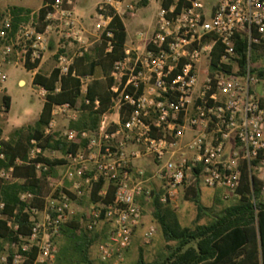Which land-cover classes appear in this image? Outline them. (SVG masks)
Wrapping results in <instances>:
<instances>
[{
    "label": "built area",
    "instance_id": "obj_1",
    "mask_svg": "<svg viewBox=\"0 0 264 264\" xmlns=\"http://www.w3.org/2000/svg\"><path fill=\"white\" fill-rule=\"evenodd\" d=\"M143 1L157 4L155 21L149 32L136 33L144 42L142 49L132 42L125 44L122 57L113 62L110 105L99 115L96 126L65 128L59 133V120H75L80 107L69 103L51 107L43 136L63 137L68 143L79 140L77 149L61 154L63 163L53 167L59 169L57 175L43 160L46 150L30 140L27 161H34L37 176L44 175L49 193L42 208L29 204L31 193L20 194V201L26 203L23 211L28 215L29 234L17 235L18 241L3 245L0 264H22L32 248L36 251L33 264L53 263L57 252L54 238L71 219L73 203L85 196L89 198L87 229L101 222L107 226L97 244L98 259L118 264L154 196L176 208L182 189L193 181L207 188H224L225 199L236 197L244 161L251 172L262 174L264 190V107L256 90L261 80L250 74L249 63L242 76L210 71L211 51L217 42L221 47L219 62L225 64L235 57L239 32L247 41L248 55L251 45L264 46V0H168L167 8L165 0H103L95 7L97 36L106 29L111 13L123 19ZM71 5V0H53L45 17L49 24L42 33L36 32L34 13L15 31L11 15L5 13L0 22V90L7 79L5 65L11 63L10 57L16 56L14 64H24L29 52L31 62L40 59L44 35L50 28H66L65 38L80 41ZM71 62V57L58 56L59 76L67 74ZM235 66L233 70H237ZM72 76L84 97L92 76L75 72ZM38 91L44 101L46 90L38 87ZM84 104L90 102L84 99ZM98 107L95 99L92 109ZM3 113L2 105L0 118ZM7 138L0 127V160H5L2 141ZM19 162L16 159L15 163ZM0 179L15 181L13 166L1 168ZM99 181L103 185L91 200L93 186ZM109 185L113 198L104 202ZM0 219L17 230L14 219L2 214ZM156 231L155 224H148L141 241L149 243Z\"/></svg>",
    "mask_w": 264,
    "mask_h": 264
},
{
    "label": "trees",
    "instance_id": "obj_2",
    "mask_svg": "<svg viewBox=\"0 0 264 264\" xmlns=\"http://www.w3.org/2000/svg\"><path fill=\"white\" fill-rule=\"evenodd\" d=\"M53 0H42V6L34 14L36 32L42 33L49 21L45 20L46 14L50 11L49 5ZM143 4V2L139 3ZM169 5L168 0L163 2L164 8ZM11 15V29L15 31L21 23L30 20L31 9L12 5L7 11ZM111 19L106 29L91 48L83 51L81 55L74 57L69 65L66 75L59 76L57 68H53L49 74L36 72L32 78V84L46 90L45 98L40 113L33 124L23 125L13 129L6 140L2 141L5 160H0V169L13 166L12 182L0 179V203L2 208L0 214L7 219H14L18 224L16 231L6 225L5 219H0V253L4 250L3 245L7 242L18 241L17 235L27 237L29 234L28 215L23 211L26 203L21 202L19 196L23 192H29L33 198L29 204L38 208L43 206V198L49 193L44 175L37 176L35 173L34 161H27V153L30 148V140L39 142L43 150H58L62 154L75 150L79 146V140L68 143L63 137L43 136V128L50 119V111L53 104L69 103L72 106L80 100V113L76 120L69 122L72 129H93L99 119V115L110 105V72L112 64L123 55V48L126 40V31L122 19L111 13ZM129 14L125 15L128 18ZM1 17V16H0ZM110 32L111 36H107ZM108 43L111 48L107 50ZM259 45H251L248 55V44L242 33L235 36L234 51L232 59L237 65L233 70L232 60L230 63H220L221 47L217 42L211 51L210 71H222L228 75L242 76L245 74L247 64L258 58L256 51ZM30 54V52H29ZM27 60L23 66L26 70L37 68L39 59L33 62ZM249 61V62H248ZM101 71L96 76V68ZM75 72L78 75H91L92 79L87 84L84 97L79 92V82L72 76ZM251 75L261 80L264 84V67H252L249 69ZM58 85V90L57 89ZM90 104L85 105L84 99ZM99 101V107L92 109L93 101ZM1 102L4 112L10 108V96L3 95ZM260 105L264 107V98H260ZM16 159L21 162L15 163ZM51 167L50 172L54 173L53 167L61 165L62 159L43 158ZM241 176L236 197L233 202L217 212L207 209L200 202V190L198 186H190L185 189L184 197L194 203L197 209L195 225L191 227L182 226L179 222L176 211L168 204L159 202L157 196L151 201L152 217L156 227L159 229L166 245L168 253L153 261H146L140 250L135 264H264V190L262 189V174L250 171L247 162H241ZM103 185L102 181L95 183L90 196L91 200L96 199L97 190ZM83 198H87L86 196ZM82 198V199H83ZM113 198V187L108 186L107 196L104 202ZM89 200V198H87ZM209 218L204 224L198 221ZM86 213L74 215L68 222L63 224L54 241L58 238V247L53 264H94L90 259V247L104 238L107 226L100 230L94 227L87 229ZM27 256L22 264H33L36 251L34 248L25 253Z\"/></svg>",
    "mask_w": 264,
    "mask_h": 264
},
{
    "label": "rangeland",
    "instance_id": "obj_3",
    "mask_svg": "<svg viewBox=\"0 0 264 264\" xmlns=\"http://www.w3.org/2000/svg\"><path fill=\"white\" fill-rule=\"evenodd\" d=\"M38 3V0H34ZM72 5L74 4L75 0H71ZM102 0H76L75 2V17L80 20H86L89 24V28L91 27V24L96 22L95 18V9L94 6L97 2H100ZM1 5V4H0ZM72 5L70 7H72ZM9 6V4H6V6H0V22L5 16L6 8ZM156 11H157V5L154 3H149L147 6L142 7L141 4L137 6V9L133 12V14L128 18L125 19V25H126V31L128 34V37L133 40H137L135 37L136 33L138 31L145 32L147 29L149 30L150 24H153L156 17ZM93 27V25H92ZM92 29V28H91ZM90 29V30H91ZM59 28H53L51 30L52 36L58 37L60 36ZM64 37V36H63ZM90 39L91 36H89ZM64 39H67L64 37ZM45 50V49H44ZM43 50V51H44ZM42 51V52H43ZM80 51H84L83 48L78 45H76L74 48H72L71 51L62 53V55L66 57H72L73 54L78 53ZM252 51L250 52V55H252ZM256 54L258 55L257 60L251 61L249 63V67H264V46L260 45L258 46V49L256 51ZM48 53L45 51L44 56L46 59ZM11 63L5 65V70L7 72V79L3 84V88L0 90V109L3 105L1 102V97L3 95H9L11 97L12 103L9 108V111L7 113H3V117L0 118V127H1V133L3 136H8L9 133L20 126L33 124L35 120L37 119L39 112L41 110V102L42 98L39 95V91L37 88L31 87L30 84V73L23 70L24 66L22 63L18 62L14 64L13 62L16 61V56L13 55L10 57ZM233 60L232 64L235 66L236 63ZM48 69H51L54 65L58 64V58L54 59L52 56H50V59L47 60ZM236 67V66H235ZM236 70V68H235ZM96 76L100 75L101 72L99 71V68H97V72L95 73ZM18 77H23L26 81V85L22 86L23 83L21 82L20 85L17 83ZM260 87L262 88L259 91V95L262 97L264 96V84L261 81L256 88ZM5 88V90H4ZM68 122L66 120H61L58 123V129L59 133L62 132V130L65 128L66 124ZM61 152L58 150H50L46 149L45 151V157L48 159H59L61 156ZM59 172V169L54 170V175H57ZM190 186H198L200 190V202L201 204L206 207L207 209H211L213 212H217L220 209H222L225 206L230 205L233 202V198H223L224 188L217 187V188H207L202 185H200L198 182L190 181V183L187 184V186H184V188L181 191V194L183 196L178 201V205L175 209L176 214L178 216L179 222L182 226L186 227H193L195 225L196 220V214L197 209L193 202L190 200L185 199L184 192L185 189H187ZM89 200L87 198L79 199L78 201H75L73 203V214L71 218L74 215H78L84 212L87 209ZM144 217H143V223L139 226V228L136 230V236L133 238V241L129 248H127L123 253V260L119 262L118 264H135L136 258L138 256V252L141 250L143 253V257L146 261H153L157 258L162 257L163 255L167 254L168 251L165 248L166 245H169L164 242L162 235L157 228V231L155 235L152 237L151 241L147 244H144L141 241V234L145 230L146 226L148 224H155L154 219L152 217V207L147 206L145 207ZM209 218L203 217L201 218L198 223L204 224L208 221ZM86 223V221H85ZM106 223L101 222L97 224L95 227L96 229L100 230V228H105ZM58 238L56 239L57 247H58ZM97 244L98 241L95 242L91 247L89 251L90 259L93 261L94 264H112L111 262L103 263L100 262L97 258ZM53 264V263H51Z\"/></svg>",
    "mask_w": 264,
    "mask_h": 264
},
{
    "label": "crops",
    "instance_id": "obj_4",
    "mask_svg": "<svg viewBox=\"0 0 264 264\" xmlns=\"http://www.w3.org/2000/svg\"><path fill=\"white\" fill-rule=\"evenodd\" d=\"M75 2H76V0L74 1V4L71 7L74 14H75ZM98 3L99 2H97L95 4L94 9H95V7H96V5ZM149 3L156 4L155 2H145V1H143L142 7L147 6ZM0 4H1L0 6H6V4H9V6L6 8L5 13L8 11V8L10 6L16 5V6H20V7H24V8L31 9V13L30 14H32V13L36 14L37 11H38V9L43 5L42 4V0H38V3L36 1H34V0H0ZM128 18H123L122 19L123 24H124V27H125V31H126V25H125L124 20L125 19H128ZM95 23L91 24V27L89 28V24H88V22L86 20H80V19L77 18L76 30L79 31V37H80V41L79 42L77 40L71 38V37H69L67 39H64V37H63L64 33L65 34L68 33V31H67L66 28H62L61 27V29L59 31H57L59 33V35H60L58 37L52 36L51 30L53 29V27L50 28L49 32L46 35H44V41L45 42L43 43V45L45 47V50L42 52V57L39 59V64H38L37 68H35L33 70H26L25 68H23V70H25L26 72L30 73V84H31V87H34V88H37V89H38V87H40V86H35V85L32 84V78H33V76H34V74L36 72H40L42 74H46L47 75V74H49L51 72V70L54 67L57 68V65H54L51 69H48V67H46V65H47L46 62H47V60L50 59V56H52L54 59H57L60 54L71 51L72 48H74L76 45H78V47L81 46L84 51H87V49L89 47L91 48V46L96 41H98V39L100 38V37L97 36L96 32L94 31V25H95ZM92 25H93V27H92ZM151 27H152V24H150L149 28L151 29ZM150 29L149 30L147 29L145 32H149ZM89 36H91V38H93V39H90ZM136 38H137L136 41L133 40V39H130L128 37L127 31H126L125 44H129L130 42H132L135 47H137L139 49H142L144 47V42L141 41L142 39L140 40L138 37H136ZM45 51L48 53V55H47L48 57H46V59H44L45 58V56H44ZM81 53H82V51H80V52H78L76 54L74 53L73 56L71 57L72 58V61H73V58L74 57H77V56L81 55ZM97 68H99V67H97ZM97 68H96V72H97ZM99 71H100V68H99ZM100 75H98V76H100ZM21 82L23 83L22 86H25L26 85L25 79L23 77H18L17 83L20 85ZM261 89H262L261 87H260V89H259V87L256 88V90L258 91V93H259V91ZM4 90H5V88H4ZM11 103H12V100H11V97H10V106H11ZM42 104H43V99H42V102H41V107H42ZM77 104L80 105V100H79V102ZM61 120H64V119H60L59 122ZM65 128H69V122L66 124ZM139 164L140 165H143V166H147V163L146 162H139ZM149 167H150V165H149ZM182 196H183V194H181V197ZM147 206H151V205H147ZM147 206H145V207H147ZM142 223H143V219H142ZM136 230H135V232H137ZM135 232H134L133 238L136 236V233ZM141 236H142V234H141ZM133 238H132V241H133ZM97 258H98V252H97Z\"/></svg>",
    "mask_w": 264,
    "mask_h": 264
}]
</instances>
